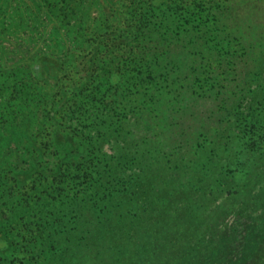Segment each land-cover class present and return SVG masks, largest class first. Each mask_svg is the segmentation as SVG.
Instances as JSON below:
<instances>
[{"label":"trees","instance_id":"16d2710c","mask_svg":"<svg viewBox=\"0 0 264 264\" xmlns=\"http://www.w3.org/2000/svg\"><path fill=\"white\" fill-rule=\"evenodd\" d=\"M204 5L213 6L212 0H0V22L10 21L8 31L0 23V56L7 40L30 65L24 72V116L39 139L31 140V152H39L28 172L33 180L15 198L11 189L17 184L0 186V202L5 200L0 206V250L14 249L10 258L0 257V264H75L81 258L78 251L97 241L103 242L100 251L107 264L110 253L111 264L263 261L264 239L258 240L255 231L258 221H264L263 211L246 229L247 254L227 253L226 248L232 251L228 235L204 253L196 241L200 232L190 205L181 210L174 229H164L163 213L145 221L154 199L165 204L170 195L186 190L175 186L173 172L158 187L135 171L124 173L142 171L138 167L106 169L98 145L114 133L111 127L129 125L127 108L119 109L113 96L125 86L129 92L135 87L134 78L127 81L124 75L141 70L137 60L146 35L166 23L192 19ZM27 18L35 25L24 31ZM252 64L245 102L233 126L238 144L254 158L257 151L264 153V45ZM11 72L0 60V106L9 103L8 94L17 96L13 87L20 78ZM200 175L198 170L197 182Z\"/></svg>","mask_w":264,"mask_h":264},{"label":"rangeland","instance_id":"374dc122","mask_svg":"<svg viewBox=\"0 0 264 264\" xmlns=\"http://www.w3.org/2000/svg\"><path fill=\"white\" fill-rule=\"evenodd\" d=\"M212 5H204L190 20L166 23L146 35L137 60L141 70L124 75L127 81L134 78L131 91L136 96L125 86L126 80L125 88L113 96L119 109L127 108L129 125L111 127L114 133L98 145L106 169L108 165L138 167L142 171L124 173L135 171L158 187L165 186L164 179L173 172L175 186L186 188L177 197L170 195L168 203L154 199L145 221L163 213L164 229L168 225L174 229L179 213L190 205L197 218L196 241L201 251L210 253L228 235L233 252L227 248L226 252L240 257L247 254L244 235L250 221L264 213V153L249 157L238 144L233 126L236 111L245 102L252 62L264 45V0H212ZM9 22L6 18L0 22L7 31ZM33 25L24 26V31ZM6 41L0 60L20 79L13 87L17 96L12 99L8 94L9 103L0 106V186L17 184L11 189L15 198L33 180L28 172L39 152H31V140L39 139L37 129L31 130L33 122L29 124L24 116V72L29 63L21 50ZM263 228L264 221L259 220L258 240L264 239ZM102 246L101 241L89 242L78 251L81 258L75 264H107ZM13 250H0V257L10 258ZM113 254H109L110 264ZM256 264H264V259Z\"/></svg>","mask_w":264,"mask_h":264}]
</instances>
